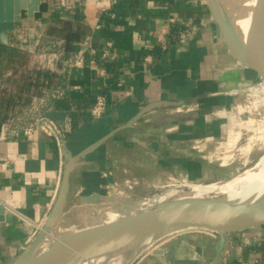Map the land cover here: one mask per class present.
I'll return each mask as SVG.
<instances>
[{
  "label": "crops",
  "instance_id": "crops-1",
  "mask_svg": "<svg viewBox=\"0 0 264 264\" xmlns=\"http://www.w3.org/2000/svg\"><path fill=\"white\" fill-rule=\"evenodd\" d=\"M221 1L237 35L261 56L246 0ZM24 17L41 28L30 42L18 38L27 49L48 36V25L69 20L86 26L74 50L83 53V62L65 69L62 94L42 109L59 124L73 154L149 106L79 158L66 207L111 181L161 168L202 181L230 177L263 145L256 138L259 119L241 120L246 110L238 104L251 70L229 52L206 0H41L34 16L23 11ZM14 30L7 45L14 44ZM98 95L107 107L92 118L89 108ZM248 138L252 151L243 154L241 142ZM67 159L41 128L28 137L0 125V264H12L27 249L56 198ZM217 238L189 228L160 240L159 256L150 250L134 264H264V224L230 233L219 255Z\"/></svg>",
  "mask_w": 264,
  "mask_h": 264
},
{
  "label": "water",
  "instance_id": "water-1",
  "mask_svg": "<svg viewBox=\"0 0 264 264\" xmlns=\"http://www.w3.org/2000/svg\"><path fill=\"white\" fill-rule=\"evenodd\" d=\"M40 2L41 0H0V43L8 44L10 32L21 20L22 12L26 11L27 16L33 17ZM206 5L232 56L264 80V57L260 58L253 46L236 34L219 0H206ZM253 17V33L264 31V0L257 1ZM148 108L149 106L142 108L126 124L113 128L76 154L64 144L68 159L45 224L24 253L12 264H75L104 250L130 243L147 244L156 233L169 235L181 233L187 228H204L217 233L216 250L219 255L230 233L264 224V207L258 203L234 202L223 196L166 200L134 214L64 234L45 250L34 254L44 232L48 231L65 211L70 173L79 158L99 147L120 128L131 125ZM97 196L98 193L88 195L86 200L95 199ZM1 211L0 206V220L3 219ZM161 252V248H156L152 253L159 256Z\"/></svg>",
  "mask_w": 264,
  "mask_h": 264
},
{
  "label": "rangeland",
  "instance_id": "rangeland-1",
  "mask_svg": "<svg viewBox=\"0 0 264 264\" xmlns=\"http://www.w3.org/2000/svg\"><path fill=\"white\" fill-rule=\"evenodd\" d=\"M251 16L254 20L252 12ZM52 25L63 26L60 22ZM40 29L24 17L16 23L14 33H12L14 44L10 45L23 50V55L0 48V125L8 124L11 130H21L42 113L45 103L54 97L57 90L61 89L64 71L69 68L68 60H72L77 52L74 50L66 51L64 45L59 43L56 38L53 39L54 36L49 37L50 35L39 39L33 48L19 47L18 38L20 36L21 41L26 39L30 42L33 39V31L37 32ZM250 78V81L240 91L243 95L238 100L239 108L246 110L240 115L241 120L248 119V115L251 118L259 119L260 129L256 138L259 137L263 145L252 151V145L249 142H252L251 139L248 138L247 142H241L240 151L243 154L252 151V155H249V159L243 161L244 163L242 162L238 172L232 175L234 177L249 172L250 168L257 166L258 161L264 155V103L262 104L260 101L264 98V82L262 83V78L252 70ZM229 115L236 119L239 114L231 111ZM224 178L229 177L219 176L213 180L202 181L184 176L179 172L169 173V171H163L161 168L149 174H142L141 172L134 176L124 177L122 180L111 181L102 191L98 192L97 198L76 200L71 206L66 207L62 217L58 220L56 230L53 232L56 233L55 236L59 237L84 229L91 224L109 222L157 204L155 198L169 188L182 189L183 192L194 186H214L215 184L211 183ZM78 222H84L83 224L87 225L80 228L76 226ZM40 225L35 228L27 248L40 232ZM53 240L54 238L44 246L43 250ZM158 243L160 241L154 242V245L157 246ZM144 253L146 250L138 253L129 264H134ZM96 262L97 264H108L109 258L102 257ZM113 264H122V259L117 257Z\"/></svg>",
  "mask_w": 264,
  "mask_h": 264
},
{
  "label": "bare ground",
  "instance_id": "bare-ground-1",
  "mask_svg": "<svg viewBox=\"0 0 264 264\" xmlns=\"http://www.w3.org/2000/svg\"><path fill=\"white\" fill-rule=\"evenodd\" d=\"M243 5L244 2L243 0H239ZM258 0H246L248 6L250 7L252 13L253 9L256 5ZM220 5L225 11V14L228 17V12L226 8L224 7L223 3L221 0H219ZM251 18V25L253 27L254 20L252 19V16L250 15ZM229 19V17H228ZM230 20V19H229ZM231 24V22H230ZM232 26V24H231ZM233 30L235 31L234 27L232 26ZM236 32V31H235ZM237 34V33H236ZM259 40L261 41L262 44V54L261 56L258 55L260 58L264 57V31L261 30L260 32L255 33ZM224 178V179H219L211 184H215L214 186H194L191 189H187L182 192V189L178 188H169L167 189L164 193L159 195L158 197L155 198L156 202H163L166 200H174V199H190V198H203V197H213L217 195H223L224 198L227 200H231L234 202H242V203H258L261 206L264 207V155L260 158L258 161L257 166L254 168H250V171L241 175H237L233 178ZM233 178V179H232ZM185 185V184H184ZM190 185V184H189ZM202 185V184H201ZM134 214V213H131ZM47 217V216H46ZM44 219L43 223L40 225V229L44 226L45 224ZM84 223V222H83ZM81 222L77 223V227L83 228L87 224H83ZM97 224V223H96ZM58 225V220L52 224L51 228L44 232V235L39 242L36 251L34 254L40 253L43 251L44 246L52 239L54 238L57 239L59 237L55 236L56 233L53 231L56 230ZM68 225V224H66ZM94 225V224H91ZM91 225H88L91 226ZM189 229V228H187ZM185 229V230H187ZM184 231V230H183ZM181 231V232H183ZM174 234V233H172ZM170 235V234H169ZM168 234L166 235H160L159 233L153 234L151 236V241L147 244H137V243H130L129 245H124L122 247H117L113 248L110 250H104L99 253L93 254L87 258H83L76 262L75 264H97L98 259H102V257H108L109 262L108 264H113L116 258H121L122 259V264H129V262L140 252H143L146 250V252H153L156 248L160 247H151L154 242L156 243L157 241L159 242L160 240L164 239ZM53 240V241H54ZM52 243V242H51ZM50 243V244H51ZM49 244V245H50Z\"/></svg>",
  "mask_w": 264,
  "mask_h": 264
},
{
  "label": "built area",
  "instance_id": "built-area-1",
  "mask_svg": "<svg viewBox=\"0 0 264 264\" xmlns=\"http://www.w3.org/2000/svg\"><path fill=\"white\" fill-rule=\"evenodd\" d=\"M90 50L94 51L93 48H91ZM102 55L104 56L105 52H103ZM83 60H84L83 53L81 51L76 52L74 54L73 59L68 60L69 67L78 66L83 62ZM60 94H62V89L57 90V93L54 94V97L59 96ZM106 107H107L106 98L104 97V95H98L93 105L89 108V114L91 115L92 118H99L106 110ZM37 127L41 128L46 134L54 138L58 150L62 154L64 152V137L59 124L55 120L40 113L32 123L23 127L21 130L28 137H31V134ZM211 232L217 235V233L213 231Z\"/></svg>",
  "mask_w": 264,
  "mask_h": 264
},
{
  "label": "trees",
  "instance_id": "trees-1",
  "mask_svg": "<svg viewBox=\"0 0 264 264\" xmlns=\"http://www.w3.org/2000/svg\"><path fill=\"white\" fill-rule=\"evenodd\" d=\"M59 22L60 24L62 23L63 26L49 25L47 34L63 39V45L66 51L75 50L76 43L86 34V26L79 21L71 22L69 20H61ZM0 48L5 50L8 49L9 52L18 53V55H23L24 53L23 50L7 44L0 43Z\"/></svg>",
  "mask_w": 264,
  "mask_h": 264
}]
</instances>
